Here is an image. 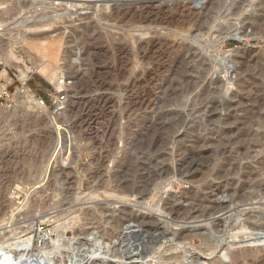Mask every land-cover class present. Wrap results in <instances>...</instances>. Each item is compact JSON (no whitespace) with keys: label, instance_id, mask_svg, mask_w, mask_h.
Returning <instances> with one entry per match:
<instances>
[{"label":"rangeland","instance_id":"rangeland-1","mask_svg":"<svg viewBox=\"0 0 264 264\" xmlns=\"http://www.w3.org/2000/svg\"><path fill=\"white\" fill-rule=\"evenodd\" d=\"M115 5L133 11L110 19ZM258 25L264 0H0L8 109L24 87L47 109L0 121V249L18 264H261L264 59L238 61L264 58ZM42 38L54 55L32 51Z\"/></svg>","mask_w":264,"mask_h":264},{"label":"bare ground","instance_id":"bare-ground-1","mask_svg":"<svg viewBox=\"0 0 264 264\" xmlns=\"http://www.w3.org/2000/svg\"><path fill=\"white\" fill-rule=\"evenodd\" d=\"M114 1V0H113ZM90 2V1H89ZM108 2V1H107ZM111 2V1H110ZM117 3V2H116ZM133 3V2H132ZM130 4V3H129ZM131 5V4H130ZM130 5H128V7H125V8H120V6H114V7H111L112 8V10H111V12H110V15L108 16L110 19H116L117 17H119V16H121V14H124V13H127V12H131V11H133V9H132V7H130ZM106 7H108V4H107V6ZM263 11V10H262ZM89 13V12H88ZM132 16H134V15H132ZM108 18V19H109ZM134 21V22H159L158 20V15L156 16V18L154 17V18H152V16L151 15H148V16H145V17H142V16H135V17H133V18H131V21ZM37 24V23H36ZM36 24H35V26H36ZM24 26H27V25H24ZM29 26V25H28ZM34 26V25H33ZM161 26V25H160ZM259 27H257V30H258V32L259 33H261V34H264V25H258ZM31 28H32V25L30 26ZM257 32V31H256ZM146 33V32H145ZM142 34H143V32H142ZM84 35V34H83ZM143 35H146V34H143ZM88 36V35H87ZM142 37V36H141ZM38 39H39V37H37ZM36 38V39H37ZM84 38V37H83ZM43 39V38H42ZM46 39H47V37H46ZM132 40H135L134 39V37L133 38H131ZM37 41V40H36ZM35 41V43H34V45L33 46H31V49H32V51H34L35 53H37L38 55H40V56H42V58H46L48 55H51V54H53L54 55V50H55V47H54V42L53 41H44V39L43 40H38L37 42ZM30 42H32V41H30ZM152 41H147V43H151ZM154 42H152L151 44H153ZM159 44V43H158ZM231 50V49H230ZM92 51V50H91ZM91 51H87L86 52V54H88V53H90ZM229 52V51H228ZM91 55V54H90ZM5 56H8V54H5ZM52 56V55H51ZM86 56H88V55H86ZM50 57V56H49ZM53 57H55V56H53ZM52 59V58H51ZM92 59V58H91ZM261 59H264L263 57H261V56H259V55H254L253 53H251L249 50H245V51H241L240 53H239V58H238V61L240 62V64L242 63L244 66H247V64L250 62L251 63V61L253 62V63H255V64H257V63H259V61L261 60ZM88 60V59H87ZM251 60V61H250ZM90 64V63H89ZM241 64V65H242ZM249 65V64H248ZM69 66H71V65H69ZM249 67V66H248ZM247 68V67H246ZM247 70H248V68H247ZM264 73V72H263ZM91 74V73H90ZM61 76L62 74L60 73V74H58V76ZM94 76V75H93ZM23 78V81L25 80V76H23L22 77ZM59 79H58V81L56 82L57 83V88L58 89H62V84L60 83L61 81H62V79L63 78H60V77H58ZM67 79V78H66ZM68 80V79H67ZM99 81V80H98ZM175 81H177V80H175ZM70 83V82H69ZM227 85V84H226ZM3 86H1L0 87V89L2 88ZM172 87V86H171ZM178 94V93H177ZM19 95V96H18ZM16 96H18L16 99V105H15V103H14V105H13V107H11L12 109H8L4 114H2V119H0V121H6V119L8 118V116L9 115H13V114H15L16 112H17V110H18V108H17V105L19 104L20 106H21V104H22V108H23V110L22 111H24L26 108H31V109H36V111H38L37 113H39V112H41V113H44V114H46L47 115V109H46V107L44 106V105H42L41 103H40V101L35 97V95L30 91V89L29 88H23V90L22 91H19L18 92V94L16 95ZM203 97H205V96H203ZM202 98V97H201ZM100 100H101V98H100ZM250 100V99H249ZM102 101V100H101ZM259 103H261L260 102V100L258 101ZM111 105H112V103H111ZM253 106H254V102H253ZM260 108V107H259ZM245 109V108H244ZM21 110V109H20ZM11 111V112H10ZM252 113V112H251ZM246 118V117H245ZM244 118V119H245ZM260 118H262V117H260L258 114H255V115H250V116H247V118L245 119L246 121H244V124H246L245 126H243V127H246L247 128V126L248 127H255V125L257 126V125H261L262 124V122H263V120H261ZM50 119V118H49ZM243 119V120H244ZM51 120V119H50ZM214 120V119H213ZM51 124L55 127V131H60L61 130V127H60V125H58V124H56V123H53V122H51ZM243 125V124H242ZM263 125V124H262ZM250 129V128H249ZM248 129V130H249ZM187 133V132H186ZM244 134V133H243ZM246 134V133H245ZM247 136H249V135H247ZM56 138H57V140H56ZM55 138V141H54V145H53V147L51 148V149H49V152L47 153V155H45L44 156V160H43V162H42V165H41V167H40V177L42 176V177H45L46 175H48V172L49 171H51V168H52V166H53V163H54V161L56 160V156L58 155V151L60 150L59 148H61V140H60V136H58V137H56ZM239 139H243V135H240L238 138H237V140H239ZM221 144V143H220ZM260 143H258V145H259ZM261 145V144H260ZM59 149V150H58ZM202 149V148H201ZM188 158V157H187ZM64 160V159H63ZM262 168V170H264V166H262L261 167ZM46 178V177H45ZM43 179V178H42ZM42 179H41V181H42ZM260 183V182H259ZM264 183V182H263ZM257 185H260V184H258L257 183ZM257 185H255V187L257 186ZM263 186H264V184H263ZM263 189H264V187H263ZM13 192H14V190H13ZM12 192V190H11V198L12 199H14V200H17V198L18 197H15V195L14 194H12L13 193ZM15 194H16V192H15ZM12 195H14V196H12ZM192 197H194V196H192ZM18 201V200H17ZM218 207V206H217ZM173 208V207H172ZM218 208H220V207H218ZM221 208H223L222 206H221ZM168 210V209H167ZM210 210V209H209ZM221 210V209H220ZM225 210V209H224ZM213 211V210H212ZM174 212V211H173ZM12 215V214H11ZM172 215V214H171ZM153 222V221H152ZM117 228V227H116ZM113 229V228H112ZM242 229V228H241ZM240 230V229H239ZM260 230V229H259ZM263 230H264V228H263ZM107 231V230H106ZM114 231V230H113ZM118 232H119V230H117ZM110 232V231H109ZM235 232V231H234ZM88 234V233H87ZM104 234H106V233H104ZM123 233L122 232H119V233H117L116 232V234H114V235H110L109 234V236H107V239L105 238L106 237V235H105V239L107 240V242L109 241L110 243H111V241L112 240H116L117 242L120 240V237L121 238H123V235H122ZM263 239V238H262ZM104 240V239H103ZM203 240V239H202ZM25 241V240H24ZM29 242L30 240H28V239H26V242ZM105 241V240H104ZM121 241V240H120ZM27 242V243H28ZM26 244V243H25ZM25 244H23V245H25ZM105 245V244H104ZM25 246H27V244L25 245ZM1 248V247H0ZM209 250V249H208ZM245 253V252H244ZM244 253L242 252L240 255H237V254H233V263H235V262H237V263H239L238 261L241 259H250L251 257H250V255H247V256H245L244 255ZM247 253V252H246ZM249 253V252H248ZM47 254V253H46ZM243 254V255H242ZM258 254V253H257ZM256 254V255H257ZM255 255V256H256ZM260 254H258V256H259ZM22 256V254H19V253H14L13 255H9V252H7V251H4L3 252V249H0V264H18V262H20L19 261V257H21ZM254 256V257H255ZM259 259H260V256L258 257ZM247 261V260H246ZM251 261V260H250ZM259 261V260H258ZM260 261H262L261 262V264H264V258H262ZM232 263V262H231ZM24 264V263H23ZM218 264H223V263H218Z\"/></svg>","mask_w":264,"mask_h":264},{"label":"built area","instance_id":"built-area-1","mask_svg":"<svg viewBox=\"0 0 264 264\" xmlns=\"http://www.w3.org/2000/svg\"><path fill=\"white\" fill-rule=\"evenodd\" d=\"M62 84V89L68 87V80L62 79L60 82ZM60 89L59 92H57L56 96L53 98L52 105L55 111H60L63 109L65 103H66V91L65 89ZM37 99L40 101L42 105L45 106V102L42 100V98L37 97ZM13 102V96L10 94L8 88L2 87L0 89V115L3 114L8 108L11 106Z\"/></svg>","mask_w":264,"mask_h":264},{"label":"water","instance_id":"water-1","mask_svg":"<svg viewBox=\"0 0 264 264\" xmlns=\"http://www.w3.org/2000/svg\"><path fill=\"white\" fill-rule=\"evenodd\" d=\"M250 52L251 53H253L254 55H257L256 53H254V52H252L251 50H250ZM239 54V53H238ZM100 258L99 257H95V258H92V259H90V263L91 264H101V263H103L101 260H99Z\"/></svg>","mask_w":264,"mask_h":264}]
</instances>
